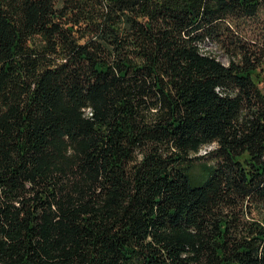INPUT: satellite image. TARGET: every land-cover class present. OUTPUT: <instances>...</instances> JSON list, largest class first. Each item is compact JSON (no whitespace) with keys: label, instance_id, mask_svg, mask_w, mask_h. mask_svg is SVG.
Masks as SVG:
<instances>
[{"label":"trees","instance_id":"1","mask_svg":"<svg viewBox=\"0 0 264 264\" xmlns=\"http://www.w3.org/2000/svg\"><path fill=\"white\" fill-rule=\"evenodd\" d=\"M0 264H264V0H0Z\"/></svg>","mask_w":264,"mask_h":264},{"label":"rangeland","instance_id":"2","mask_svg":"<svg viewBox=\"0 0 264 264\" xmlns=\"http://www.w3.org/2000/svg\"><path fill=\"white\" fill-rule=\"evenodd\" d=\"M206 48L208 50V52H211L213 54L216 55V57L224 64L228 65L229 61L228 58L226 57V54L213 42H208L206 45ZM214 148V146H207L205 148H203L200 152L199 155L201 156H206V158L209 159L208 155H206L210 150H212ZM207 159V161H208ZM204 161H206V159H203Z\"/></svg>","mask_w":264,"mask_h":264}]
</instances>
